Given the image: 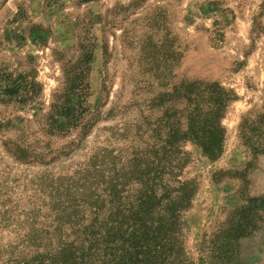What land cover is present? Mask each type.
<instances>
[{
    "label": "rangeland",
    "instance_id": "rangeland-1",
    "mask_svg": "<svg viewBox=\"0 0 264 264\" xmlns=\"http://www.w3.org/2000/svg\"><path fill=\"white\" fill-rule=\"evenodd\" d=\"M194 82L235 96L216 158L184 140ZM263 115L264 0H0V264H264ZM183 194L150 249L118 228Z\"/></svg>",
    "mask_w": 264,
    "mask_h": 264
},
{
    "label": "trees",
    "instance_id": "trees-1",
    "mask_svg": "<svg viewBox=\"0 0 264 264\" xmlns=\"http://www.w3.org/2000/svg\"><path fill=\"white\" fill-rule=\"evenodd\" d=\"M201 85L202 84L198 82H194L188 87V89H192L188 93V131L184 140H190L193 144L197 145L204 154L209 157L216 158L223 151L225 131L221 126V121L226 113L228 103L233 101L235 96L231 91L221 88L218 84H205L203 88ZM22 88L24 90L23 95H27V97H29L31 91L30 89H33V87L30 86L29 83H22V87H18V92H20ZM81 89L85 90L84 88ZM83 90H79V88H77L74 92V99L62 107L60 112L53 119L51 127L57 133L64 135L80 125L83 120L82 117L85 110L83 107V102L85 100V93ZM262 121H264V115L261 117V124ZM246 127L247 123L245 124V127L243 126L244 131L246 130ZM242 138L244 140L247 138L246 132L242 133ZM147 198L153 199V197ZM161 203H163L162 199H160L157 205H160ZM189 203L190 197L188 194H183L181 199L178 197L177 201L175 200L172 202L170 200L167 202V207L172 209L171 211L167 208H162L161 212L159 210H155V207L157 206L156 204L150 205L149 203L141 202L139 204L138 213H136L137 211L134 212V208H132L131 212H134L133 215L140 217L156 214L159 218L163 217V219L161 221H155L157 218L150 220H136L131 217V219L126 223L128 225L125 223H117V226L119 229H122L123 226H127V228L138 227L137 229L142 232V235L151 239L144 247L150 249V246L148 245L150 242L154 243L160 238L163 240V238L172 236V232L174 233L173 225L177 222L181 211L185 209ZM108 233L109 232H107V234ZM106 237L107 236L101 238L105 240ZM175 246L176 245L173 246L172 251L175 250ZM158 249L164 250V247L153 245L152 250L150 251L156 255Z\"/></svg>",
    "mask_w": 264,
    "mask_h": 264
}]
</instances>
